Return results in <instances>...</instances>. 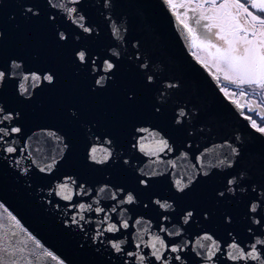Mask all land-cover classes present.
<instances>
[{
	"label": "water",
	"instance_id": "1",
	"mask_svg": "<svg viewBox=\"0 0 264 264\" xmlns=\"http://www.w3.org/2000/svg\"><path fill=\"white\" fill-rule=\"evenodd\" d=\"M167 0H0V264H264V129Z\"/></svg>",
	"mask_w": 264,
	"mask_h": 264
},
{
	"label": "rangeland",
	"instance_id": "2",
	"mask_svg": "<svg viewBox=\"0 0 264 264\" xmlns=\"http://www.w3.org/2000/svg\"><path fill=\"white\" fill-rule=\"evenodd\" d=\"M168 1L189 29L193 57L264 129V0Z\"/></svg>",
	"mask_w": 264,
	"mask_h": 264
},
{
	"label": "flooded vegetation",
	"instance_id": "3",
	"mask_svg": "<svg viewBox=\"0 0 264 264\" xmlns=\"http://www.w3.org/2000/svg\"><path fill=\"white\" fill-rule=\"evenodd\" d=\"M193 1V0H192ZM195 1V0H194ZM206 1H208L209 2V0H206ZM221 2H223L224 0H220ZM168 3L170 4V2L168 1ZM255 4V3H254ZM171 5V4H170ZM171 7H172V5H171ZM172 9H173V7H172ZM258 12V11H256L255 9H249L248 10V12ZM173 12L175 13V15H177V13L175 12V10L173 9ZM177 17L179 18V20L181 21V19H180V16L179 15H177ZM182 23H184V20H182L181 21Z\"/></svg>",
	"mask_w": 264,
	"mask_h": 264
}]
</instances>
